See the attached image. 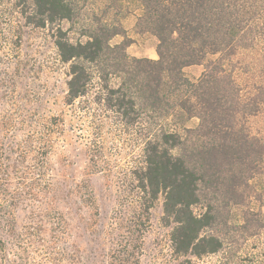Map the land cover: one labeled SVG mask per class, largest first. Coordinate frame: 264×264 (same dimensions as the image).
Listing matches in <instances>:
<instances>
[{
	"label": "rangeland",
	"instance_id": "obj_1",
	"mask_svg": "<svg viewBox=\"0 0 264 264\" xmlns=\"http://www.w3.org/2000/svg\"><path fill=\"white\" fill-rule=\"evenodd\" d=\"M91 3H79L73 20L60 23L70 40L84 39L86 30L99 26L94 15L101 16L103 2ZM142 13L139 0H121L116 11L108 10L103 25L119 22L121 33L107 42L125 44L128 57L157 60L156 36L137 29ZM14 15L15 26L19 17ZM54 27L22 25L19 47L11 51L6 42L3 53L9 54L0 58V264H134L135 259L137 264H264L263 178L245 181L239 167L232 170L236 192L231 200L225 198L228 205L202 183L207 190L193 206L201 214L207 203H214L215 221L202 233L219 235L223 247L200 258L173 254L171 227L162 220V196L146 214L132 171L150 130L174 129L184 138L198 118L183 121L167 111L169 101L162 95L167 88L160 92L157 112L146 107L148 89L138 96L148 113L143 110L147 115L139 123H126L93 102L101 68L112 86L126 77L110 65L111 53L100 66H90L94 78L88 94L65 104L68 65L59 59ZM216 57L186 66L183 73L196 80ZM232 59L242 95L253 94L255 86L264 84L259 45L237 48ZM147 64L136 66L149 68ZM151 113L152 126L146 123ZM241 121L250 136L264 143V107Z\"/></svg>",
	"mask_w": 264,
	"mask_h": 264
},
{
	"label": "trees",
	"instance_id": "obj_2",
	"mask_svg": "<svg viewBox=\"0 0 264 264\" xmlns=\"http://www.w3.org/2000/svg\"><path fill=\"white\" fill-rule=\"evenodd\" d=\"M120 1L92 0L94 5L103 2L101 16L93 14L99 26L86 30L84 39L72 41L60 23L73 20L82 6L79 3L85 6L90 0H0V58L6 42L11 51L19 47L22 25H54V45L60 61L68 65L65 104L88 94L94 78L90 66H100L107 53L112 56L110 65L126 77L112 86L109 73L101 68L102 75L97 77L100 87L93 102L113 110L126 123H139L148 114L138 103L144 90L151 92L150 103L145 106L157 112L160 92L167 88L162 94L169 101L167 111L183 121L197 117L199 122L185 129L184 138L174 129L150 130L132 177L146 214L162 196V220L171 227L169 240L174 255L200 258L216 253L223 247V239L202 233L213 225L216 206L207 203L201 214L193 210L207 190L201 188L202 183L214 196L222 195L225 205V198L231 200L236 192L234 167L242 168L245 181L259 175L264 183V143L250 136L241 121L264 107V84L243 96L234 79L237 65L232 59L237 48L259 45L264 61V0H139L143 13L137 29L156 36L157 60L131 58L125 44H108L121 28L119 22L106 27L104 18L108 10H117ZM14 13L19 17L15 26ZM213 55L218 57L208 60L198 79L190 81L185 76L184 67L203 64ZM142 62L149 68L136 66ZM154 116H146L148 125L152 126L148 121Z\"/></svg>",
	"mask_w": 264,
	"mask_h": 264
},
{
	"label": "crops",
	"instance_id": "obj_3",
	"mask_svg": "<svg viewBox=\"0 0 264 264\" xmlns=\"http://www.w3.org/2000/svg\"><path fill=\"white\" fill-rule=\"evenodd\" d=\"M151 57H155V55L152 54Z\"/></svg>",
	"mask_w": 264,
	"mask_h": 264
}]
</instances>
